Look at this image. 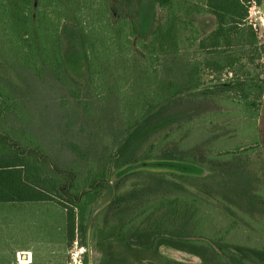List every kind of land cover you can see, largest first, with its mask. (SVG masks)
Listing matches in <instances>:
<instances>
[{"label":"rangeland","instance_id":"374dc122","mask_svg":"<svg viewBox=\"0 0 264 264\" xmlns=\"http://www.w3.org/2000/svg\"><path fill=\"white\" fill-rule=\"evenodd\" d=\"M255 1L257 13L251 21L256 28L251 25L259 42L264 44V0L261 3ZM250 5L248 1V9ZM3 38L7 45L9 36L3 35ZM6 45H0L1 58L21 74L20 78L14 76L16 84L24 78L28 80L29 71L20 66L17 50L13 45ZM62 48L68 70L76 76L83 74L86 69L83 52L72 33L63 34ZM184 51L191 55L200 52L198 59L202 55L197 46ZM119 59L120 64L114 65L116 69L110 70L108 87L115 91L110 97L109 91L103 92L93 84L88 92L85 90L87 85L59 82L58 76L50 73L44 77L35 76L38 80L43 78L42 84L27 81L31 84L28 90L32 99L26 100V117L24 120L17 115L8 118L25 149L45 161L47 174L53 166L58 165L65 171L74 159H80L69 147L73 142L83 152L91 154L90 163L94 168L98 159L115 152V148L110 147L113 144L112 128L120 124L113 118L124 119L139 112V98L131 107L126 105L129 95L139 94V83L131 87L133 80H127L129 75L125 71L129 64L123 62L124 57ZM135 62L132 58L131 63ZM256 63H259L256 68L235 65L232 73L228 69L213 76L208 70H202L193 85L209 84L213 77L224 80L233 73V77L246 79L245 71L251 72V76L259 72L264 79V56ZM77 88H80L78 101H83L80 104L70 92ZM166 106L146 123L145 129L151 125L154 129L147 134L144 129L139 134L138 128L128 138L119 149L116 165L132 151H136L139 160V155L149 149L148 145L154 144L153 152L160 155L162 146L169 144V160L166 161L172 163V167L145 170L139 169V165L134 169L131 165H123L122 169L113 168V175L101 182L99 195L92 206L87 244L75 241L68 245L67 241V249H62L61 253L57 251L54 258L61 261L59 264H83L85 259L88 264H229L232 259L239 264H257L264 261L259 255V252L264 253V156L261 150L252 148L256 144H250L247 135V127L253 122L258 130L259 116L251 117L249 107L239 96L225 98L219 92L212 97H196L188 92ZM96 109L101 111L100 117L104 120H113L111 129L105 134L104 128L93 119ZM75 110L79 118L76 125L69 126L75 118L72 115ZM87 119L92 121L85 123ZM139 145L142 146L139 148ZM236 151L238 154L233 155ZM88 169L89 166L84 165L82 172L86 173ZM120 172L126 174L116 178ZM61 178L65 182L67 175L63 174ZM79 184H84L83 178L79 179ZM141 196L149 197L151 201L145 200V206H142ZM30 203L35 212L29 213L32 219L29 226L36 225L37 237L51 236L59 240L58 227L61 223L65 225L64 208L53 201ZM131 205L136 208H128ZM139 216L146 219L140 222ZM140 225L144 229H160V240L172 239L177 244L154 242L152 247L150 244L143 248L145 243L139 239V233L131 232L135 229L139 232ZM123 229L127 231V238L120 235ZM179 234H186V237ZM96 241L101 243L102 258ZM253 250L254 254H251Z\"/></svg>","mask_w":264,"mask_h":264},{"label":"trees","instance_id":"16d2710c","mask_svg":"<svg viewBox=\"0 0 264 264\" xmlns=\"http://www.w3.org/2000/svg\"><path fill=\"white\" fill-rule=\"evenodd\" d=\"M248 1L0 0V45H6L3 35L9 36L6 46L13 45L17 50L20 66L29 71L30 82L42 84L43 78L38 80L35 76L44 77L50 73L57 75L59 82L85 84L88 92L97 86L103 92L109 91L110 97L115 92L108 87L112 75L110 70L116 69L114 65L120 64L122 56L125 59H122L123 62L130 66L125 67V71L129 75L127 80H133L131 87L139 83V94L134 92V96L129 95L126 104L131 107L139 98V112L124 119L113 118L120 124L112 128L113 144L110 147L115 148L114 153H107L98 159L94 168L90 163L91 154L83 152L73 142L69 147L81 160L74 159L65 171H61L58 165L53 166L47 174L45 161L25 149L12 129L8 117L17 115L24 120L26 100L32 99L28 90L31 84H27L26 78L16 84L14 76L20 78L21 74L1 58L3 50L0 49V201L55 200L66 211L68 245H73L75 241L85 245L91 228L92 206L99 195L101 182L113 175V168L116 170L123 165H131L132 169L139 165V169L145 170L172 167V163L166 161L169 160V144L162 146L160 155L153 152L154 144H151L146 152L139 155V160L136 159V151H132L120 165L116 164L119 149L128 138L138 128L139 134L144 131L148 126L146 123L161 113L166 105L169 106L174 98L188 92L196 97H212L218 92L225 98L239 96L249 107L250 116L258 117L260 99L264 94V79L259 72L251 76V72L245 71L246 79L236 78L237 75L233 77V73L224 80L213 77L214 82L193 85L202 70H208L213 76L228 69L232 73L235 65L258 67L256 61L264 56V44L259 42L256 31L247 21ZM67 32L77 38L83 52L86 69L78 76L68 70L64 57L62 36ZM193 46L201 50L200 59L197 57L200 52L191 55L184 51ZM132 58L136 61L133 64ZM179 81L183 83L178 85ZM78 91L80 88L70 92L80 104L83 101H78ZM75 112H72L75 118L69 126L77 123L79 115ZM100 112L96 109L93 119L104 128L105 134L111 129L113 120H104ZM87 120L85 123L88 124L92 121ZM153 127L145 129L146 134ZM81 128L84 129V126ZM247 128L250 144H256L252 148L262 151L255 123ZM232 153L238 154L237 151ZM84 165L89 166L86 173L82 172ZM63 174L67 175L65 182L61 178ZM124 174L126 172H120L115 177ZM80 178L84 179L83 185L79 184ZM149 199L139 197L142 206ZM128 208L136 207L131 205ZM145 219L139 216L140 222ZM126 232L123 229L120 235L127 238ZM131 232L139 233V239L145 243H142L143 248L150 244L152 247L154 242L158 245L177 244L172 239L160 240V229H144L140 225L139 232L136 229ZM179 235L186 237V234ZM179 235L176 236L178 239L181 238ZM96 244L102 258L104 253L100 241ZM182 244L186 246V243ZM251 252L254 254V250ZM259 255L264 258L263 252ZM83 264H88V259ZM229 264L239 263L232 259ZM257 264H264V261Z\"/></svg>","mask_w":264,"mask_h":264},{"label":"crops","instance_id":"0c3cea01","mask_svg":"<svg viewBox=\"0 0 264 264\" xmlns=\"http://www.w3.org/2000/svg\"><path fill=\"white\" fill-rule=\"evenodd\" d=\"M56 202L55 200H42ZM30 202L0 201V264H59L54 259L62 249H67V217L59 225L57 237H37L35 226L30 227ZM40 202V201H39ZM57 203V202H56ZM61 207V205L58 203ZM58 251V252H57ZM60 255V254H59Z\"/></svg>","mask_w":264,"mask_h":264},{"label":"water","instance_id":"95a60500","mask_svg":"<svg viewBox=\"0 0 264 264\" xmlns=\"http://www.w3.org/2000/svg\"><path fill=\"white\" fill-rule=\"evenodd\" d=\"M258 135L264 155V95L258 117Z\"/></svg>","mask_w":264,"mask_h":264},{"label":"built area","instance_id":"2783aa9c","mask_svg":"<svg viewBox=\"0 0 264 264\" xmlns=\"http://www.w3.org/2000/svg\"><path fill=\"white\" fill-rule=\"evenodd\" d=\"M249 3H250L251 5L249 6V9H248L247 21H248L250 24L253 25V22L251 21V18H252L254 15H256V13H257L256 11H254V10H256L257 3H256L255 0H250ZM253 26H254V28H256L255 25H253Z\"/></svg>","mask_w":264,"mask_h":264}]
</instances>
